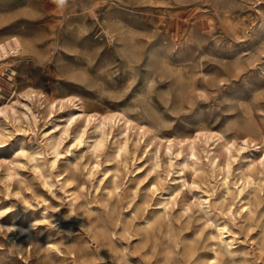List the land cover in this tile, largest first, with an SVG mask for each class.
I'll list each match as a JSON object with an SVG mask.
<instances>
[{
  "label": "rangeland",
  "instance_id": "374dc122",
  "mask_svg": "<svg viewBox=\"0 0 264 264\" xmlns=\"http://www.w3.org/2000/svg\"><path fill=\"white\" fill-rule=\"evenodd\" d=\"M12 36L0 264H264V0H0V42ZM70 96L151 130L97 151L92 127L65 132ZM198 130L224 137L198 140L196 169L178 141Z\"/></svg>",
  "mask_w": 264,
  "mask_h": 264
},
{
  "label": "bare ground",
  "instance_id": "6f19581e",
  "mask_svg": "<svg viewBox=\"0 0 264 264\" xmlns=\"http://www.w3.org/2000/svg\"><path fill=\"white\" fill-rule=\"evenodd\" d=\"M103 29H104L105 33L110 35V32H109L108 28L103 27ZM120 29H121V27H120ZM177 40H178V38H177ZM22 48H23L22 42L16 36H12L8 40H6L4 42H0V61L7 60L12 55H18L19 52L22 50ZM33 92H34V90L30 91L29 92V94H30L29 96H33ZM41 96H43V95H41ZM45 96L46 95H44V97ZM78 100H79V102H76ZM68 102L73 104L75 106V108L78 109V110L72 111L71 115L68 117L67 123L65 125V132H69L71 127H72V125H74L75 123L81 121L82 127L80 129V132L75 136L74 139L76 141H78V142H82L83 140H86V139H84V137H85V135H87L86 133L88 132V128L92 127L94 129V132H95V137L92 138V140H91L92 141V146L97 151H99V150L102 151L103 147L107 143V140H108V138L110 136H113V137L114 136H117V137L121 136L118 148L121 151H127L129 149V147H130L129 146V141H130V132H131L132 129H136V130L138 129V132L142 133L143 135H145L149 130H151L146 125L138 124L136 121H134L132 118H130L128 115H126L124 112H121V111H117V110L114 111L113 110V111H109V112L107 111L105 113H100L98 111L97 112H92V113L91 112H87L86 105H85L86 102L84 103V101L81 98L74 99L71 96L67 97V98H62L60 100V103L62 105V106L60 105L61 108L64 107ZM53 105L54 104H52L50 106V108L51 107L53 108ZM57 105L58 104H56L54 106L57 107ZM3 110H0V112L2 113ZM33 115L35 117V120H37L38 117L36 116V114H34V112H33ZM59 125L60 124H56L54 126V131H56L55 128L56 127L58 128ZM120 126H122L123 129L120 130L119 132H117L116 134H114L115 133V128L120 127ZM0 135L3 136L4 134L0 133ZM223 137H224V135L221 132H218V131L216 132V131H213V130H198L194 135L189 136V137H185V138L179 140L178 141L179 144L185 143L186 146L189 147V149H190V155L184 157L183 158V162L182 161L181 162L184 164V166H188V159H191L192 160L191 163H193L195 165V167L194 166L193 167L197 169L196 165L201 160L200 157L197 154V146H196V144H197L198 140L202 141L203 138H204V142L207 145L210 144L211 140H213L212 144H214L215 145L214 148H216V146H217L216 145V141H218L219 139H222ZM168 140L170 141V143H169L167 148H168V151H171L172 150V146L175 144V141H174V139H168ZM243 140H244L243 141V145H242L243 147H241L240 150H244L245 148H247V144L248 143H250V142L253 143L255 141L253 139V137H251V136L249 137L248 135ZM59 143L60 142H58V140L57 141L53 140V141L50 142V144L52 146V149L54 150V153H56V155H58L60 153V151H59V149H60ZM254 144L256 145V142ZM234 145H235L234 141L231 144H228V143L224 144V147H226V150H228L230 152L229 154H232V150H233ZM206 150H207L206 152H208L209 149L207 148ZM240 150L238 149L237 151H240ZM181 154H182V151H180L178 153V155H181ZM208 158H209V160L211 161V163L213 165L216 164L217 155H216L215 151H213L211 154H208ZM263 160H264V157H263ZM54 163H55V161H54ZM227 172H228V176L225 178V183L229 184V174L231 172V163L230 162H227ZM242 190H243V188H240V191H242ZM244 207H246L247 209H250L249 205H245ZM223 229H221L222 230L221 231L220 228H219V230L221 231L220 235L222 234V236H223V234L225 235V233H224L225 230L223 231ZM220 238H221V236H220ZM228 243L231 244V240ZM210 261H212V260H210Z\"/></svg>",
  "mask_w": 264,
  "mask_h": 264
},
{
  "label": "clouds",
  "instance_id": "9594fccd",
  "mask_svg": "<svg viewBox=\"0 0 264 264\" xmlns=\"http://www.w3.org/2000/svg\"><path fill=\"white\" fill-rule=\"evenodd\" d=\"M55 3L59 6V7H64L66 4V0H55Z\"/></svg>",
  "mask_w": 264,
  "mask_h": 264
}]
</instances>
